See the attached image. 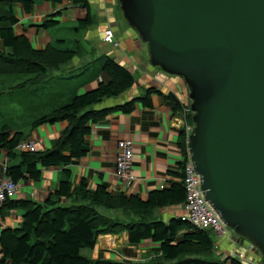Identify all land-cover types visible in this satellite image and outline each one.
Wrapping results in <instances>:
<instances>
[{"label": "trees", "instance_id": "obj_1", "mask_svg": "<svg viewBox=\"0 0 264 264\" xmlns=\"http://www.w3.org/2000/svg\"><path fill=\"white\" fill-rule=\"evenodd\" d=\"M46 1L55 4L65 1L84 9L86 18L79 25L83 28L92 25L88 0ZM33 4L32 0H0V40L4 45V51H0V76L32 75V82L39 83L55 79L52 76L78 58L81 48L59 50L48 45L43 50H36L25 36L16 35L13 29L17 24L16 7L21 5L28 11ZM52 25L56 23L45 21L42 27L46 30ZM97 61L100 63L99 70L108 76L107 83H100L89 92L73 95L68 103L34 122V127L67 122V128L50 149L16 154L14 151L22 135L16 133L8 141L4 131L0 133V145L7 151L8 157L19 159L18 165L7 168V178L14 182L23 178L37 180L41 175L40 168L69 165L88 153L85 138L90 134L89 125L102 121L113 112L130 114L137 102L145 107L151 106L150 96L157 92L154 89H147L144 95L128 102L97 109L104 101L119 98L135 83L132 73L114 58L104 55ZM163 97L169 101L172 112L180 116L190 104L184 105L173 94ZM191 117V113L184 117L188 126L193 125ZM187 137L184 128L179 131L178 148L183 162L178 163V170L168 172L173 178L170 186L151 191L145 200L133 195L113 196L103 186L90 190L85 180L73 186L70 171L65 169L57 190L44 203L7 201L3 206L21 209L23 215L18 228H6L0 232V264H226L228 260L230 264H242L236 259H221L213 247L215 236L211 230H198L180 217L168 220L156 217L157 211L179 207L185 202L181 170L187 161ZM62 199L66 202L62 203ZM122 232L128 234L131 246L144 241L159 244L160 256L148 262L125 263L91 260L83 254L85 250L94 248L99 236Z\"/></svg>", "mask_w": 264, "mask_h": 264}, {"label": "crops", "instance_id": "obj_2", "mask_svg": "<svg viewBox=\"0 0 264 264\" xmlns=\"http://www.w3.org/2000/svg\"><path fill=\"white\" fill-rule=\"evenodd\" d=\"M33 1L31 10H24L21 5L16 7L17 24L14 26L16 35L25 36L32 47L43 50L51 45L59 50L56 44H66L65 38L53 37L42 25L45 21L61 24L73 20L83 21L86 18L84 9L74 7L69 2L55 4L46 0ZM117 1V0H116ZM115 0H88L92 25L85 28L86 35L81 41L74 39L75 47H80V55L67 63L62 70L53 75L55 79L32 82L33 76L17 75L13 87L8 88L6 94L13 95L17 108L11 110L17 121L28 123L26 130L10 128L0 124V133L6 134L11 140L16 133L22 135L21 141L30 140L36 143L38 151L51 148L60 133L67 128V122L53 125L43 124L34 127L36 120L50 115L55 109L68 103L73 95H80L95 89L100 83H107L108 76L101 72V56H109L118 61L132 73L135 83L133 87L119 98L106 100L101 108L113 107L144 95L145 90L154 89L161 95L153 93L150 96V107L137 102L130 114L113 112L102 121L89 125L90 134L85 138L88 153L71 164L61 167L41 169L37 180L23 178L17 182L18 190L12 201H33L44 203L50 194L54 193L59 182L63 179V171H70V182L76 186L85 180L90 190L103 186L113 195L137 196L141 200L147 198L148 193L168 188L173 178L169 171L178 170L180 149L178 148V134L186 123L183 116L173 113L169 101L163 96L173 94L181 103L187 104L188 90L180 77L170 76L149 64L147 47L139 45L136 35L125 31L120 39L119 47L112 50L102 43L103 30L113 26V32L118 23V10ZM65 11V12H64ZM122 16L121 14H119ZM80 18V19H79ZM77 43V44H75ZM89 46L90 48H87ZM146 46V45H145ZM72 48L71 50H74ZM0 51L4 45L0 40ZM15 76V75H12ZM23 76V77H20ZM0 76V95L4 90L3 79ZM51 78V77H50ZM120 140L131 141L133 148L132 167L128 185L120 186L115 178V162L117 157V143ZM16 154L20 152L15 149ZM19 164V159L8 157L7 151L0 145V178H7L6 170ZM127 185V186H126ZM66 200L62 199V203ZM158 212V211H157ZM164 219L182 217V206L167 207L158 213ZM21 209H0V232L3 229H16L22 221ZM160 245L151 241H144L137 246L128 243V234L122 232L116 235L106 234L97 238V242L90 252L91 260H109L115 262H148L160 256ZM86 251V250H85ZM243 243H221L217 254L221 259L234 256L240 252H248ZM248 257H251L249 254ZM89 258V257H88ZM1 259V252H0ZM228 262V261H227ZM226 264H230L227 263Z\"/></svg>", "mask_w": 264, "mask_h": 264}, {"label": "water", "instance_id": "obj_3", "mask_svg": "<svg viewBox=\"0 0 264 264\" xmlns=\"http://www.w3.org/2000/svg\"><path fill=\"white\" fill-rule=\"evenodd\" d=\"M117 1L149 64L188 90L205 200L264 262V0Z\"/></svg>", "mask_w": 264, "mask_h": 264}, {"label": "built area", "instance_id": "obj_4", "mask_svg": "<svg viewBox=\"0 0 264 264\" xmlns=\"http://www.w3.org/2000/svg\"><path fill=\"white\" fill-rule=\"evenodd\" d=\"M116 1V0H115ZM102 43L112 50L119 47V42L114 37V32L111 27H106L103 30ZM191 113L189 106L184 109L183 117ZM192 126H186V134L189 135ZM19 152H37L36 143L30 140L20 141L16 146ZM133 148L131 141L120 140L117 143V157L115 162V178L118 184L123 185L124 182L128 185L130 179V171L132 167ZM182 156L180 152V163H182ZM183 186L185 189V202L182 205L184 215L181 217L182 221L188 222L192 227L198 230H211L215 236L213 247L218 252L221 243H232L233 231L227 227L218 217L216 212L211 208L205 200L203 191L201 189V180L199 175L195 172L192 162L187 154V161L182 166ZM126 185V186H127ZM18 184L10 178H0V208L7 202L12 201L17 193ZM249 251L246 253L240 252L231 257H224L226 259H236L242 264H264L260 256H256L253 251L251 243L243 242ZM237 244V243H236ZM242 245V244H241ZM251 257H248L247 255ZM230 262V260H228Z\"/></svg>", "mask_w": 264, "mask_h": 264}, {"label": "rangeland", "instance_id": "obj_5", "mask_svg": "<svg viewBox=\"0 0 264 264\" xmlns=\"http://www.w3.org/2000/svg\"><path fill=\"white\" fill-rule=\"evenodd\" d=\"M35 1H40V0H35ZM116 7L118 10V13L121 14L118 4H116ZM119 14H118L119 18H118V23H117L118 28L116 30H114L115 39H120V37L123 36L125 31H130L132 35H135V33L127 26V24L123 20L122 16H120ZM79 22L80 21H76V20H73V22H70V23H63L62 22L61 24L48 26L46 30L53 37H57L58 39L63 37V38L68 40L66 42V44H56V46H59L58 48L63 49V50L72 49V48H74V44L72 43V41L74 39H77L80 42L81 38L85 37V35H86L85 28L80 26ZM108 27L113 28V26H108ZM141 45L146 47L144 44H141ZM87 48H90V47L87 46ZM16 76L17 75H15V76H2L5 78L2 80L3 81L2 85L4 86V90L1 92L5 93V94L0 95V124H5V125L9 126L10 128L11 127L17 128L20 131L26 130V131H22V132H25L24 135H28L30 132V130L27 129L28 123L17 121L15 119V114L11 113L12 109L17 108L16 101H15L14 95H13V90H12V94H10V95L6 94L9 91L8 88H10L11 86L13 87V81L15 80L14 77H16ZM20 77H23V76H20ZM185 102L190 103L189 100H186ZM158 213H159V211L156 213V217L160 219L162 216H159ZM164 220H167V219H164ZM83 254L90 258L91 254L88 250L84 251ZM227 263H229V261Z\"/></svg>", "mask_w": 264, "mask_h": 264}]
</instances>
